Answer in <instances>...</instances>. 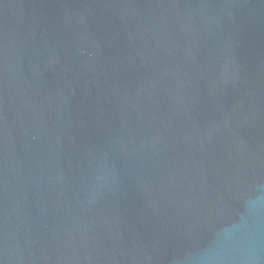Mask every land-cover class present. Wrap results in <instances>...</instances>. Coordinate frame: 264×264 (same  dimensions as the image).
Wrapping results in <instances>:
<instances>
[{
    "label": "water",
    "instance_id": "95a60500",
    "mask_svg": "<svg viewBox=\"0 0 264 264\" xmlns=\"http://www.w3.org/2000/svg\"><path fill=\"white\" fill-rule=\"evenodd\" d=\"M0 264H264V0H0Z\"/></svg>",
    "mask_w": 264,
    "mask_h": 264
}]
</instances>
